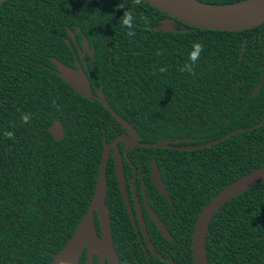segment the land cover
<instances>
[{
	"label": "trees",
	"instance_id": "16d2710c",
	"mask_svg": "<svg viewBox=\"0 0 264 264\" xmlns=\"http://www.w3.org/2000/svg\"><path fill=\"white\" fill-rule=\"evenodd\" d=\"M198 1L222 6L252 0ZM125 12L131 28L124 26ZM167 18L145 0L0 5V264L52 261L91 205L105 142L125 133L97 97L82 96L58 75L52 58L74 69L78 60L93 94L103 90L140 143L166 146L133 147L127 155L176 241H167L155 227L157 236L150 230V239L177 264H193L192 233L206 204L264 167V24L219 32L175 19V27L185 31L152 30ZM83 39L94 51L86 52L87 66L76 46ZM197 42L203 45L198 62L192 72L181 71ZM55 121L64 127L63 139L49 131ZM118 147L123 154L124 142ZM154 159L171 199L154 185ZM126 168L131 172L132 166ZM107 182L116 246L130 243L118 250L122 264H168L145 256L118 188L113 156ZM157 237L167 242L164 250ZM207 257L209 264H264V182L215 214ZM80 264H86L85 255Z\"/></svg>",
	"mask_w": 264,
	"mask_h": 264
},
{
	"label": "water",
	"instance_id": "95a60500",
	"mask_svg": "<svg viewBox=\"0 0 264 264\" xmlns=\"http://www.w3.org/2000/svg\"><path fill=\"white\" fill-rule=\"evenodd\" d=\"M5 0H0V5ZM154 7L162 10L171 18L163 19L160 26L153 27L154 31L163 32H183L175 27V19L195 28L204 30H213L219 32H242L257 28L264 24V0H252L246 3L237 5H211L198 0H145ZM73 38L75 33L69 30ZM80 28H77V33H80ZM83 46L93 54L87 40L83 41ZM84 60V55L81 53ZM52 62L58 69V75L68 83L77 93L91 99L97 97L101 104L110 112L115 120L123 127L125 133L117 136L112 142H105L103 156L100 163L99 174L96 184L95 193L89 209L84 218L77 226L72 237L69 239L63 249L54 255L49 264H80L84 250L87 251L86 264H94V256L97 254L100 258V263L104 264L108 258L110 264H120L119 257L114 247L111 211L106 205V197L108 193L107 168L111 157V151L114 150V163L116 178L119 189L125 198L131 219L134 221L132 209L129 204L126 177L124 170L123 156L118 148L121 142L126 144L125 149L129 147H166L161 143L142 144L135 129L123 119L108 103L103 93V90L98 91V95H94L89 79L82 67L74 69L62 63L61 61L52 58ZM85 61V60H84ZM262 83L255 88L254 96L260 89ZM263 124V123H262ZM50 133L55 140L63 139L65 130L60 121L49 128ZM170 149H172L170 147ZM152 179L164 196L169 198V192L165 183L161 179V172L153 160L152 163ZM264 182V167L258 168L243 177L235 180L218 194H216L203 208L192 233V261L193 264H209L207 257V238L211 221L215 214L228 201L235 196L253 188L254 186ZM149 214L153 222H155L160 234L167 240L173 241L171 233L159 219L157 213L148 204L146 199ZM97 216L100 234L97 230ZM135 224V223H134ZM145 232V227L143 226ZM139 232V229L137 230ZM145 239L148 248L153 252V255L166 263L176 264L173 261L161 257L153 246L149 236L145 233Z\"/></svg>",
	"mask_w": 264,
	"mask_h": 264
},
{
	"label": "flooded vegetation",
	"instance_id": "af4514ba",
	"mask_svg": "<svg viewBox=\"0 0 264 264\" xmlns=\"http://www.w3.org/2000/svg\"><path fill=\"white\" fill-rule=\"evenodd\" d=\"M72 36V35H71ZM73 38V37H72ZM75 41H76V34H75V38H73ZM86 40V39H83L82 40V43L79 44L78 42H76V46H77V49H78V53L80 55V58L83 62V64L85 66H87V60H86V52L89 54V56H92L93 54H90V51L87 50L84 46H83V41ZM91 49V48H90ZM81 53H83L84 55V60L83 58L81 57ZM94 53V51H93ZM75 64L77 66V69L79 67H82L79 63L78 60L75 61ZM125 146L126 144L124 143V149H123V160H124V170H125V177H126V186H127V194H128V200H129V204H130V207L132 209V213H133V216H134V221H132L131 219V216H130V213H129V210H128V207H127V204H126V201H125V198L123 197V194L122 192L120 191L121 195H122V199H123V202L125 204V207H126V211L128 212V215H129V218H130V221L132 223V225L134 226V229H135V232L137 234V237L139 239V242L143 248V251H144V254L145 256L150 259L151 257L153 258H156L154 255H153V252L148 248L147 246V242H146V239H145V233L148 234L149 238H150V234H149V231L151 230L152 233H153V236H157L155 235L156 232L154 230V227L158 230L155 222H153V220L151 219L150 217V214H149V210H148V207H147V202H146V199L148 198V204L149 206L153 209V211H155V213H157L159 219H160V216L158 214V212L154 209L153 205L151 204L150 202V198H149V194H148V187L145 183V180L143 178H141L139 176V173L137 171V169L134 167V165L131 163L127 153H128V149H132L133 147H129L127 150L125 149ZM119 148V147H118ZM111 156H113L114 158V150L111 151ZM155 160V159H154ZM153 163V161H152ZM126 164H129V166H132V169H131V172H129L127 174V168H126ZM114 166H115V163H114ZM151 177H152V173H151ZM161 179H162V176H161ZM153 180V179H152ZM163 181V179H162ZM164 182V181H163ZM165 183V182H164ZM117 184H118V181H117ZM155 185V184H154ZM166 185V183H165ZM167 187V185H166ZM118 188H119V185H118ZM120 190V189H119ZM158 190V189H157ZM168 190V188H167ZM159 191V190H158ZM169 192V190H168ZM161 194V193H160ZM162 195V194H161ZM163 196V195H162ZM167 198V197H166ZM169 199H171V196H170V193H169ZM107 205V204H106ZM108 206V205H107ZM109 207V206H108ZM110 209V208H109ZM111 211V209H110ZM111 216V214H110ZM150 218L151 221L148 219ZM98 220V219H97ZM162 221V219H160ZM151 222H153V225L151 224ZM163 222V221H162ZM99 223V222H98ZM135 223V224H134ZM164 224V223H163ZM165 225V224H164ZM143 226L145 227V232L143 230ZM166 227V226H165ZM167 228V227H166ZM139 229V232H137V230ZM98 230V228H97ZM159 231V230H158ZM169 231V230H168ZM100 234V227H99V232ZM160 233V232H159ZM172 235V234H171ZM163 237V236H162ZM173 237V236H172ZM158 239H160V242H161V250H164V247L167 245V242L164 241L161 237H157ZM165 238V237H164ZM174 238V237H173ZM166 239V238H165ZM113 240H114V237H113ZM151 240V239H150ZM167 240V239H166ZM169 242H174L176 241V239L174 238L173 241H170V240H167ZM128 242V243H127ZM152 242V240H151ZM153 243V242H152ZM127 246H130V243L129 241H125L124 242V245L122 244L121 246L119 245L118 248L116 246V241L114 240V247H115V250L117 252V255L119 257V260H120V264H122V260L120 259V247H127ZM154 248L156 249L155 245L153 244ZM119 250V251H118ZM160 250V249H159ZM156 252L163 258L165 259H168L170 261H173L172 259H169V258H166L164 256H162V253L161 252H158V250L156 249ZM85 255V260H87V251L86 249L84 250L83 252V255L82 257ZM82 259V258H81ZM157 259V258H156ZM159 260V259H158ZM162 261V260H161ZM164 262V261H163ZM174 262V261H173ZM193 262V261H192ZM209 262V261H208ZM176 263V262H174ZM94 264H101L100 263V258L97 254H95L94 256ZM104 264H110L108 258L105 259V262ZM169 264V263H168ZM177 264V263H176Z\"/></svg>",
	"mask_w": 264,
	"mask_h": 264
},
{
	"label": "clouds",
	"instance_id": "9594fccd",
	"mask_svg": "<svg viewBox=\"0 0 264 264\" xmlns=\"http://www.w3.org/2000/svg\"><path fill=\"white\" fill-rule=\"evenodd\" d=\"M135 3L136 4H139L140 3V0H135ZM123 19V23H124V26H127L129 28L132 27L131 23H130V20L132 19L131 16L129 15V13L125 12L124 14V17H122ZM203 52V45L200 44V43H195L193 45V51L190 53V61L191 63L186 65L185 68H182L181 71H189V72H192L193 71V67L192 65H195L198 60H199V57L201 55V53ZM161 71H164V69H161ZM12 134L10 133L9 136H11Z\"/></svg>",
	"mask_w": 264,
	"mask_h": 264
},
{
	"label": "bare ground",
	"instance_id": "6f19581e",
	"mask_svg": "<svg viewBox=\"0 0 264 264\" xmlns=\"http://www.w3.org/2000/svg\"><path fill=\"white\" fill-rule=\"evenodd\" d=\"M261 2H262V0H261Z\"/></svg>",
	"mask_w": 264,
	"mask_h": 264
}]
</instances>
